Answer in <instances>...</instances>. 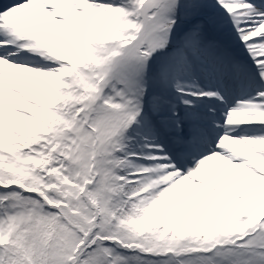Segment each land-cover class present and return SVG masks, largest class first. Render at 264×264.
Masks as SVG:
<instances>
[{"label": "snow or ice", "instance_id": "obj_1", "mask_svg": "<svg viewBox=\"0 0 264 264\" xmlns=\"http://www.w3.org/2000/svg\"><path fill=\"white\" fill-rule=\"evenodd\" d=\"M0 264H264V0H0Z\"/></svg>", "mask_w": 264, "mask_h": 264}]
</instances>
